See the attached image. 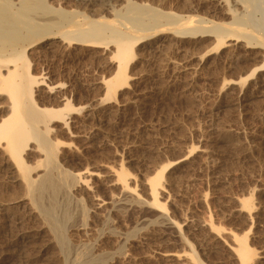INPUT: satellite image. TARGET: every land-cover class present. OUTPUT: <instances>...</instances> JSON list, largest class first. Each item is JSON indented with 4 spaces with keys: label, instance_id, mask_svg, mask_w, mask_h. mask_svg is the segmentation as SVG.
<instances>
[{
    "label": "rangeland",
    "instance_id": "rangeland-1",
    "mask_svg": "<svg viewBox=\"0 0 264 264\" xmlns=\"http://www.w3.org/2000/svg\"><path fill=\"white\" fill-rule=\"evenodd\" d=\"M27 1L19 7L27 6L29 18L41 22L32 28L19 23L26 36L22 40L27 43L30 36L37 42L28 43L27 50L31 71L42 81L35 88L36 103L75 106L65 111L64 105V121L49 124L47 134L58 144L57 164L72 175L81 172L101 196H107L104 187L110 186L117 204L97 217L80 189L63 195L72 202L76 219L71 223L77 220L68 236L75 245L79 241L72 253L64 254L32 200L19 201L25 183L1 141L0 264H80V254L90 251L84 242L94 250L101 247L105 259L113 254L104 264H243L237 238L245 234L253 253L247 264H264V30L250 21L252 15L262 19L261 10L251 14L255 1ZM190 17L192 26L186 24ZM91 21L107 22L106 35L113 34L112 22L120 31L143 36L135 46L138 56L130 63L128 82L115 96L106 93V82L118 66L116 43L110 36L91 44L72 38L81 35L76 23L91 30L97 25ZM195 25L203 30L195 33ZM216 25L227 30L221 43ZM22 42L20 38L17 46ZM36 145L31 141L23 156L42 174L45 151ZM165 166L154 204L149 179ZM121 171L136 189L134 200L112 185ZM82 207L85 218L79 215ZM28 233L36 234V244L27 242Z\"/></svg>",
    "mask_w": 264,
    "mask_h": 264
},
{
    "label": "bare ground",
    "instance_id": "bare-ground-1",
    "mask_svg": "<svg viewBox=\"0 0 264 264\" xmlns=\"http://www.w3.org/2000/svg\"><path fill=\"white\" fill-rule=\"evenodd\" d=\"M4 1H5V4H4V2L1 3V1H0V4H3L2 6H0V143H1V141L4 142L3 143L4 145H2V147H4V149L7 151L8 156L10 157L9 159H11L13 161L14 167L16 168V171L18 172V179L22 180V182L25 183L24 184L25 185V187H24L25 188L24 195L19 198V201L24 202L28 198L31 199L32 200V203H34L36 209L38 210L39 216L42 217L44 219L45 224L48 225V228L47 229H49V231L52 233V237L51 238H53V239L56 240V243L57 244L55 243V245L56 246L58 245L57 247L64 254L72 253V251L74 250V245H75L74 243L76 241H74V243H73L72 239L69 238V236H68V231H69L70 225H71V227L73 225H76L77 220L74 221V222H76L75 224L71 223L72 222V219L73 220L76 219V218L75 219L73 218L74 217V212H72V210H71L72 209L71 208L72 206L70 207L71 200L63 199V198H66L69 195V193L70 194L72 193V190H71L72 188H73V190L75 188L78 189L77 191H79V189H80L81 192H82V194L83 195H86L88 197V199L91 201L92 208H93V213H94V215H96L98 217V216H100L102 214L101 212L103 210H105L107 207H109V205H111V204H113L115 202V200H116L115 198L116 197L114 196L115 195L114 193H112L110 191L112 193L111 194L109 192L108 189H110L109 188L110 186L109 187L107 186L106 188L103 186L104 189H105V192L107 193V194L105 193L107 196H101V194L99 195L98 194V191L93 186H91L90 184H88V182H87L88 179L85 180L86 178L84 179L85 176L83 177L82 174H81V172H80V174L73 173L75 175H72V173L70 174V172H67V170L66 171L65 170L63 171L61 169L62 167L59 168L60 165L57 164L58 162H57V159H56L57 158V148H58V144L56 142H54L48 136V134H49L48 133L49 127H51V126H49V124L52 121L53 122H58V121H61V120L64 121L65 116H66V115L64 116V112L66 110H69V111L73 110V108H72V105L73 104L72 105L69 104V103L68 104H64L65 105V108H64L65 111H64V109H63L64 105H63L62 108H52V107H47V106L40 107L36 103V100L34 98L35 91H36L35 88L37 87L38 84L40 85L42 81H41V79H39L38 76L34 75L32 73V71H31V61H30V59L28 57L27 50L29 49V46L28 45H30V44L31 45H34L37 42H34L33 43V42L29 41V37H30L29 36L28 39H27L28 41H26L27 43H25L24 40H26V39L25 38H22V37H26V36L22 34L23 26H22V29H21V26H20L21 23L20 22H22L24 24L26 23L25 26L28 25L29 28H32L33 27V24H34V26L41 27V22H40V20L39 21L38 20H35L34 17H31V16H30L31 18H29L28 13H27L28 12V10H27L28 7L27 6H21V8L22 7H25V9L27 7L26 11L22 12L23 9L20 10L21 8L19 6L23 2L26 5L27 2L29 3V1H27V0H4ZM76 1H77L78 4L79 3H81V4L86 3L87 4L91 0H76ZM128 1H130V0H128ZM254 1L255 2H254V5H253V8H252L253 9V12H251V14H254L257 10H261V12H262V19H260L261 21L258 22L259 19L258 20L255 19V18L253 19V15H252V18H251L250 21L255 23L254 24V25H256L255 27H258V28L260 27V28H262L264 30V0H254ZM247 2H245V3H247ZM132 3H134V2H132ZM81 4H79V5H81ZM97 6H98V4H97ZM243 7H244V4H243ZM20 11H21L22 14L21 15H18V13H20ZM19 16L20 17L21 16H24V19H26V20H23L22 17L20 19ZM31 20L33 21V23L30 22ZM173 20H171V21H173ZM192 21H194V19L190 17V18H188V20H186V24L188 22V24L190 26H192L193 25V22ZM77 22H79V21H77ZM97 22L95 21V22H92V23H96L97 24ZM101 22H100V24L95 25L91 30H89V28H88V30H85V29L82 30L83 26L80 28L79 27L80 25L78 23H76L73 27H77L78 28L77 30H78V32H81V35L78 36L79 34L78 35L75 34L79 38H77L75 35H74L75 38L74 37H72V38L73 39H76V40L78 39L79 41H82V42L85 41V42H89V43L90 42H98V43H101L102 42L103 43L104 39H106V36H110V35H106L105 34L106 32L105 33L103 32L104 28L107 25V22H104L103 24ZM19 23H20V25H19ZM194 23H195V21H194ZM89 24L92 27L93 24L91 25V23H88V25ZM111 24H112V26L110 25V28L112 29V31H113L112 33L113 34L110 36L111 38L109 37V39H112V41H114V43H116V45H117L115 57L118 59V66H117V69H116L114 75L109 80H107V82H106V84H107L106 85L107 86V92L106 93L108 95H110V96H115L117 94V92H118V89L124 87L125 84H127V82H128V73L127 72H128V70L130 68V63L134 59L135 56H138V55H136L138 52L135 51L136 50V47L135 46L137 45L138 39H141L142 40L143 36L140 38L139 36H136V34L133 35L131 33L124 32L122 30L120 31L118 28H116L113 25L114 23L111 22ZM115 24L117 25V22H115ZM186 24H185V26H186ZM141 25L143 26V23ZM189 25H188V27H189ZM181 28H183V26ZM185 28H187V26ZM258 28H257V30H258ZM86 29H87V27H86ZM106 29H105V31H106ZM195 29H196V31L198 29L200 31L203 30V28L201 29V27H199V26H198V29H197L196 28V25H195ZM239 29L237 28L235 31H238ZM242 29L243 28L241 27V30ZM32 30L31 31L28 30V31L29 32H32ZM74 30L77 31L76 29H74ZM74 30H73V32H74ZM190 30H193L194 31V28L193 29H190ZM215 30L217 32H220V34L217 35L218 36L217 37V41L219 43H221L225 39V37H226L224 33H226L227 30L225 28H223L222 25H218V26L216 25ZM215 30H214V32H215ZM67 31H69V30H67ZM198 31L197 32L194 31V32L195 33H199ZM211 31H213V30H211ZM230 31L231 30H229L228 32H230ZM208 32H209V30H208ZM32 33H35V30ZM40 33H41V31H40ZM42 33H44V32H42ZM221 33L224 34V36L221 35ZM233 33H235V32H233ZM37 34L38 33H36V36H37ZM232 35L234 36V34H232ZM34 36H35V34H34ZM39 36H40V34H39ZM66 36H68V35H65L64 37H66ZM191 37H193V36H191ZM238 37H239V35H238ZM18 38H19V40L21 38V41L24 42V43L22 42L24 44V45L22 44V47H21V44H20V46H17V45H19L18 44L19 40H17ZM68 38H70V37H68ZM22 39H24V40H22ZM30 40H33L34 41L35 39L32 38ZM260 40H262V39H260ZM9 42H11V43L14 42L16 44H13L12 45L13 48H9V46L11 45V43L9 44ZM28 43H30V44H28ZM245 80H247V79H245ZM104 101H106V100H104ZM65 103H66V101H65ZM66 120H68V119H66ZM50 131H51V129H50ZM71 131H72V129H71ZM33 140L36 141L37 144H38V145H36V147L38 146L42 150L45 151V153H44L45 156H44V159H43L44 161H43V164H42L43 167L45 166V168H44L45 170H44V172L42 174L40 172L39 173L38 172H35L33 170L34 169L33 168L34 166L32 167L30 164H28L26 162L24 156H23L24 151H25V148L26 147L28 148L29 143L31 141H33ZM38 163H41V162H37L36 164H38ZM166 169H167V166L162 167L161 169H159L155 173V175H153L149 179V182H150V185H151V189H152V193H153V196L152 197H153V200H154L153 201L154 204L157 203V200H158L157 199V194H158V191H159L158 190L159 189L158 186H160L162 184L161 183V180H162L163 177H165ZM94 172L95 171H93V173H91V174L93 175ZM97 173H99V172H97ZM89 175H90V172H89ZM73 182H74V184H73ZM113 182L118 187V191L120 192V194L124 193L127 196L133 198L132 199V198H129L128 197V199L134 200V198L136 197V194H137L136 193V189L134 187H132L131 184L129 183V181L127 180V174H126L125 171L119 172L117 178L116 179L114 178V181L112 180V185H114ZM76 189H75V192H76ZM63 195H67V196L62 198ZM74 196H76V195H74ZM70 197H72V196H70ZM246 204L249 207V204H250L249 201L246 200ZM78 205L80 206V204H78ZM242 208H243V206H242ZM74 209H75V207H74ZM31 210H34V209L32 208ZM88 210L90 211V206H89V209ZM76 213H75V216H76ZM79 215H83L84 218H85V216L87 215V211H86V208L85 207H82V212ZM77 217H78V215H77ZM22 222H21V224H22ZM27 222H28V220H27ZM84 223H83V225H84ZM45 224H44V226H45ZM94 228H95V226H94ZM26 229H27V227H26ZM81 229H83V228H81ZM77 230H78V226H77ZM77 230H74V231H77ZM36 234H39V233L37 232ZM36 234H29L28 233L26 235L27 238H28L27 239V242L30 245L31 244L33 245L34 243L35 244L37 243L36 240L38 238L37 239L35 238L36 237ZM99 234H100V232H99ZM37 236H39V235H37ZM85 236H86V234L84 235V237ZM131 237H133V235ZM85 238H89V237H85ZM69 239H71V240H69ZM88 240H91V239H88ZM237 240H238L237 251L239 253V256L241 258V261H242L243 264H247V263H249L250 259H253L252 258L253 257V253H252V251H251V249L249 247L248 234H245V235H242V236L238 237ZM27 242L25 243V245L28 244ZM82 242L83 241H81L80 243H82ZM87 242H89V241H87ZM89 243H85V242H84V244L82 243L84 245V248L87 249V250H90V251H89V254H87L88 251L86 250L87 251V253H86L87 256H85V254H83L85 251L82 254L78 253V255L80 254L79 257L77 256L78 257V260H80L79 263L80 264H104V262L107 260V258L111 254L108 257H107L108 254L107 255L105 254L106 257H107L105 259V256H103V254H102L103 251L101 252V250H99L101 247L99 249L97 248L100 251V254H99V251L97 253V249H95L96 250V252H95L94 247H92L93 245H90ZM94 243H95L94 241L91 242V244H94ZM78 245H79V241H78ZM78 245H77V247H78ZM80 246H81V244H80ZM95 248H96V246H95ZM120 248L122 249V247H120ZM80 249H78V250H80ZM60 250H57V251H59V253H60ZM122 251H124V250H122ZM122 253H125V252H122ZM74 254H77V253H75V251H74ZM120 254H121V252H120ZM68 256H70V255H68ZM77 257H75V258H77ZM17 258H19V257H17ZM70 258L71 257H69L68 259H70ZM75 258L71 259L70 261L74 260ZM65 259H66V257H65ZM62 260H63V257H62ZM65 261H68V260H65ZM23 263H24V261H23ZM53 263H55V262H53ZM56 263H58V262L56 261ZM76 263H78V262L76 261ZM131 264H132V262H131Z\"/></svg>",
    "mask_w": 264,
    "mask_h": 264
}]
</instances>
